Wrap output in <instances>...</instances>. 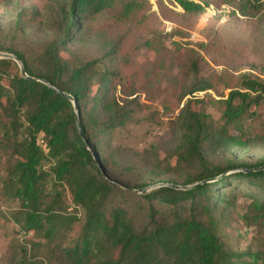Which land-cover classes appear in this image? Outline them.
<instances>
[{
  "label": "trees",
  "instance_id": "1",
  "mask_svg": "<svg viewBox=\"0 0 264 264\" xmlns=\"http://www.w3.org/2000/svg\"><path fill=\"white\" fill-rule=\"evenodd\" d=\"M54 1L46 39L0 42V51L16 54L27 74L55 87L23 78L15 61L0 58L1 222L12 221L35 240L32 248L20 246L12 264H264V169L242 170L264 165V155L248 160L235 153L221 162L209 157L264 145L258 113L264 76L237 69L225 78L206 76L200 52L180 40L167 44L157 25L160 17L176 20L171 33L185 36L210 5L228 4L247 16L261 12L263 0H173L181 12L160 0L158 11L149 10V0ZM100 14L108 37L98 53L87 54L74 45L86 42ZM200 47L239 60L243 39L229 27ZM134 72H161L177 87L181 104L176 147L157 157L149 180L139 183L120 178L109 144L149 105L136 94ZM218 82L230 88L226 97L198 95ZM56 89L76 99L79 127L105 176L80 136L72 102ZM224 172L189 189L163 185L138 193L120 186L188 185ZM239 197L246 199L241 210ZM125 200L137 207L128 208ZM233 212L259 232L245 250L232 249L222 237Z\"/></svg>",
  "mask_w": 264,
  "mask_h": 264
},
{
  "label": "rangeland",
  "instance_id": "2",
  "mask_svg": "<svg viewBox=\"0 0 264 264\" xmlns=\"http://www.w3.org/2000/svg\"><path fill=\"white\" fill-rule=\"evenodd\" d=\"M159 0H149L150 11H158ZM164 5L181 12L182 9L173 0H160ZM261 12L243 16L228 4H222L220 8L210 5L196 20L192 29L185 36L176 35L173 27L176 20L160 17L158 27L162 30L164 41L170 44L172 40H180L198 50L208 62L204 75L221 73L223 78L227 73L239 70L251 72L261 77L264 76V0ZM235 11V13H231ZM56 6L54 0H0V42L4 45L11 43L20 44L29 40L43 41L51 31V20L55 17ZM20 15L18 21L17 17ZM105 15L100 14L92 24L89 37L86 42L74 46L87 54H96L99 47H103L108 35L102 29ZM18 22L20 27L18 26ZM235 30L243 39L241 58L235 56H218L214 51L206 52L200 44L207 43L214 32L228 28ZM125 45V46H124ZM127 50V45L122 44V51ZM141 56V55H139ZM145 61V58H143ZM142 61V62H143ZM228 69L232 72H222ZM135 87L140 99L149 104L148 107L134 114L132 121L117 131L110 139L111 148L116 149V155L112 161L116 172L122 180L141 182L149 180L148 170L153 166L157 157L159 160L170 153L177 145L179 139V127L177 125L178 109L176 105V92L172 82H166L161 72H134ZM216 76V75H215ZM230 88L222 82H218L215 88L201 92L199 96L207 93L214 98L226 97ZM264 116V105L258 110ZM109 139L104 138V141ZM254 160L264 155V145H251L239 151H218L209 157L215 162H221L224 158L235 154ZM135 167L134 171L123 170L126 167ZM211 181V180H209ZM154 185V184H150ZM149 186V185H148ZM64 199L70 202L69 193L63 190ZM120 201H124L120 199ZM246 199L239 197L236 206L239 210L245 204ZM128 208L135 209L133 200H125ZM0 201V264H12V257L19 252L23 244L27 248L35 246L34 238L30 233H19V228H13V222H1ZM78 216L83 217V211L77 208ZM222 237L227 245L234 250H245L258 239L259 232L253 226L246 227L239 220L236 212H233L224 221ZM260 234H264V230Z\"/></svg>",
  "mask_w": 264,
  "mask_h": 264
},
{
  "label": "water",
  "instance_id": "3",
  "mask_svg": "<svg viewBox=\"0 0 264 264\" xmlns=\"http://www.w3.org/2000/svg\"><path fill=\"white\" fill-rule=\"evenodd\" d=\"M0 58H7V59H11V60L15 61L17 66H18V68H19L20 74H21V76L23 78H27V79L35 80V81H40V82L50 86L51 88L55 89V87L52 86L47 80L42 79V78H37V77H34V76H30L29 74H27V72L25 71V68L23 66L22 60L16 54H14L12 52L0 51ZM56 90L58 92H60L62 95L66 96L72 102L73 110H74L75 118H76V124H77L78 130H79L80 136H81L86 148L90 151L92 157L96 160V162H97V164H98V166L100 168L101 175L105 176L104 169H103V166H102L99 158L97 157L95 152L91 149L87 139L85 138V136L83 134V131L79 127L78 106H77L76 99L68 92L60 91L59 89H56ZM262 169H264V165L259 166V167H255V168L242 169V170L249 171V170H262ZM226 173L227 172H224V173L218 175L216 178L205 179V180H202L200 182L193 183V184H188V185H179V184L161 182V183H157V184H154V185H149V186H145V187H141V188H132V187H128V186L123 185V184H120V186L125 188V189H129V190H132V191H135V192H138V193L147 192V191H150L153 188H156V187H159V186H163V185H168V186H171V187L177 188V189H189V188H192V187L196 186L199 183H203V182H207L209 180L220 178L221 176H223Z\"/></svg>",
  "mask_w": 264,
  "mask_h": 264
}]
</instances>
